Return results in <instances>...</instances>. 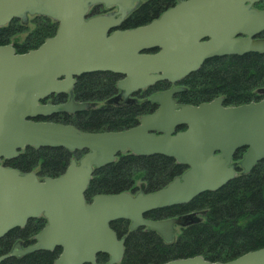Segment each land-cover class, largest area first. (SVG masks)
Wrapping results in <instances>:
<instances>
[{
	"label": "water",
	"instance_id": "95a60500",
	"mask_svg": "<svg viewBox=\"0 0 264 264\" xmlns=\"http://www.w3.org/2000/svg\"><path fill=\"white\" fill-rule=\"evenodd\" d=\"M138 0H0V26L27 12L60 22L55 36L27 53L12 45L0 46V239L31 219L44 217L45 227L35 242L0 256H13L62 248L55 264H118L126 238L111 227L130 221V231L145 227L166 243L176 240V225L187 226L194 215L147 219L157 209L191 202L217 191L235 177L232 163L237 150L247 148L240 167L248 173L264 159V98L225 106L217 97L199 105L178 103V87L152 95L156 112L141 116L139 124L119 131L87 132L72 124L37 120L58 113H77L91 105L71 99L42 104L51 94L73 91L77 79L89 73L112 72L122 76L119 103L158 81L175 83L199 70L205 61L228 55L264 54V9L261 0H180L152 22L119 29ZM117 7L109 15L87 19L91 6ZM157 50V51H155ZM27 147H62L86 150L73 158L57 177L40 179L22 173L2 160L18 157ZM163 155L187 170L154 192L97 194L86 192L94 171L112 164L120 154ZM161 264H264V247L230 261H209L201 255Z\"/></svg>",
	"mask_w": 264,
	"mask_h": 264
},
{
	"label": "trees",
	"instance_id": "16d2710c",
	"mask_svg": "<svg viewBox=\"0 0 264 264\" xmlns=\"http://www.w3.org/2000/svg\"><path fill=\"white\" fill-rule=\"evenodd\" d=\"M176 0H146L123 25L128 29L149 23L165 9L175 5ZM36 37L21 49L26 52L37 48L45 38L55 33V26L49 21L38 23ZM11 34V28L0 29V43ZM31 46V47H30ZM121 76L112 72H95L80 76L74 94L81 102H104L117 94V82ZM160 84L150 87L160 90ZM186 87L179 94L183 103L200 104L218 96L224 97L227 106L258 101L264 88V54L248 53L243 56L230 55L207 60L202 67L181 81ZM148 102L115 106L104 104L76 114H59L50 120L72 124L82 131H119L134 127L139 117L152 108ZM59 116V117H58ZM60 118L61 120H57ZM86 151L71 152L58 147L35 149L27 147L6 166L23 173L36 171L40 177H57L63 174L73 157L82 156ZM187 167L175 159L163 155L136 156L120 155L115 163L96 169L86 192L91 200L97 194H113L138 191L137 181L146 183V192L156 191ZM191 212L203 213L205 220H196L182 228L174 243H166L154 231L137 229L129 232V222L118 220L111 227L119 237L126 236L125 254L119 264H161L173 259L203 256L209 261H230L249 251L264 247V159L255 168L237 176L217 191H208L184 205L159 209L146 214L147 218L161 219L181 216ZM43 217L31 219L24 228H16L0 239V256L10 253L19 240L27 245L45 226ZM62 249L36 251L22 257H10L0 264H55ZM109 255L99 254L98 264H107Z\"/></svg>",
	"mask_w": 264,
	"mask_h": 264
},
{
	"label": "flooded vegetation",
	"instance_id": "af4514ba",
	"mask_svg": "<svg viewBox=\"0 0 264 264\" xmlns=\"http://www.w3.org/2000/svg\"><path fill=\"white\" fill-rule=\"evenodd\" d=\"M179 1L180 0H176V3L179 2ZM145 2H146V0H138L135 3L134 7L127 14V16L125 17V19L123 20V22L119 26V29H124L122 27L126 23V21L128 20V18L134 12L138 11ZM176 3H175V5H176ZM175 5H173L171 7H174ZM254 6L257 9H264V0H261V1L257 2ZM171 7H169V8H171ZM169 8L165 9L164 11L168 10ZM115 11H116L115 8H106L105 6L99 4V5H95L92 8H90L89 15L87 16V18H91V17L97 16V15H102V14L114 13ZM163 12H161L156 18H153L150 22H152L153 20L159 18L162 15ZM41 20H45L47 22L49 21L53 26H55V33L57 32V30L59 28V25H60V23L57 20H55V19H53V18H51V17H49L47 15L32 14L30 12H27L26 14H24L22 16L13 17L9 22H7L6 24L0 26V29H8V28H11V34H10V36L8 37V39L5 42L0 43V46L1 45H10L11 44L18 52L23 53L24 50H22L21 48L24 45H27V43H29V41H32V43H33V39L36 37V35H34V34H35L36 30L38 29V26H39L38 23H40ZM29 21H31V23L34 25L33 28H31L27 24ZM133 28H135V27H133ZM26 32L28 34L24 38V40L22 42H20V43H13L12 42V38L13 37H15V36H17L19 34H22V33H26ZM49 37H51V36H49ZM49 37H47V38H49ZM260 37H264V33L262 35H260ZM47 38H45V40ZM159 83H163V82H158V83L154 84L153 86L159 85ZM164 83H166V84H164V85L163 84H160L161 85V86H159V89L160 90H155V88H152L154 90H153V93H151V94H155V93H158V92L166 91V90H169L172 87L182 88L183 90L177 92L174 95V98L178 101V103L184 104L179 99V94L185 92L186 89H185V87L183 85H181L180 81L179 82H176V83H170V82H164ZM153 86H151V87H153ZM149 88L144 89V90H140V91L132 94V97L133 98H135L137 101H140L138 104H142V103L148 102V103H150L152 105L153 108L151 107L152 109L147 114L155 112L157 110V108H158V105L157 104H155V103H153L151 101L146 100V94H149L150 93L149 90H148ZM72 95H73V93L51 94V95L47 96L45 99L41 100V103H43V104H46V103H51V104H62V103H66L67 101L71 100V96ZM119 104H124L125 105V104H127V101L124 98H122L120 100ZM128 104H136V101L135 102H130ZM188 104H192V103H188ZM57 115L58 114H54L51 117H55ZM57 120H61V119L60 118H57ZM246 151H247L246 148H241V149L237 150L236 154L234 155V158L235 159H241L243 157V155L245 154ZM137 229H143L145 231H148L144 227H139ZM137 229H135V230H137ZM129 232H130V227H129ZM22 242H23V245L25 247L28 246L24 241H22Z\"/></svg>",
	"mask_w": 264,
	"mask_h": 264
},
{
	"label": "rangeland",
	"instance_id": "374dc122",
	"mask_svg": "<svg viewBox=\"0 0 264 264\" xmlns=\"http://www.w3.org/2000/svg\"><path fill=\"white\" fill-rule=\"evenodd\" d=\"M31 28H33L34 27V25L31 23V21H29L28 23H27ZM27 32L26 33H22V34H19V35H17V36H15V37H13L12 38V42L13 43H20V42H22L23 40H24V38L27 36ZM259 93L261 94V93H263L262 92V89H260L259 90ZM142 100V99H141ZM102 105V102H98V103H96V107H100ZM77 157H78V155H77ZM137 188H138V191H141V190H143V191H146V183H145V181H143L142 179H139L138 181H137ZM137 191V192H138ZM136 193V192H135ZM197 217H199L200 218V220L201 221H204L205 220V217H204V215H202V214H200V212H199V215H197ZM180 232V227L179 226H177V232Z\"/></svg>",
	"mask_w": 264,
	"mask_h": 264
}]
</instances>
